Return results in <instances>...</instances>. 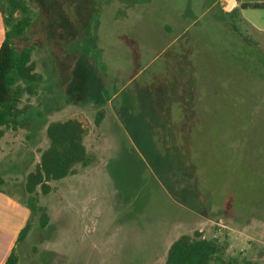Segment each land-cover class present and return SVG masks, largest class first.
<instances>
[{
  "label": "rangeland",
  "instance_id": "374dc122",
  "mask_svg": "<svg viewBox=\"0 0 264 264\" xmlns=\"http://www.w3.org/2000/svg\"><path fill=\"white\" fill-rule=\"evenodd\" d=\"M31 1L43 80L1 141L0 188L26 199L52 121L83 118L97 163L40 195L49 224L18 264H164L196 231L264 263V32L218 0ZM244 17L264 26L263 10Z\"/></svg>",
  "mask_w": 264,
  "mask_h": 264
},
{
  "label": "trees",
  "instance_id": "16d2710c",
  "mask_svg": "<svg viewBox=\"0 0 264 264\" xmlns=\"http://www.w3.org/2000/svg\"><path fill=\"white\" fill-rule=\"evenodd\" d=\"M235 1L240 7L232 11L234 15L246 8L264 10V3L246 4L242 3V0ZM0 15L5 28L4 40L0 46L1 142L9 131H18L25 121L23 116L27 112V107L20 108L19 105L24 96L36 94V86L43 80V76L36 72V64L32 60L34 46L28 35L35 24L32 1L0 0ZM231 28L236 31L233 24ZM243 40L250 42L248 38L243 37ZM110 98L105 90L98 97L102 107L96 113L97 126L105 118L104 106ZM87 134V123L81 117L52 121L46 126L49 146L39 150V162L27 175L24 186L27 197L22 202L29 210V218L6 264L19 263L18 245L27 239L37 218L41 228L48 226L50 220L48 209L39 204V197L52 192L51 182L77 175L78 166L87 168L97 163V159L88 152L85 145ZM3 184L5 179L0 173V185ZM224 252L225 246L219 240L209 239L203 232L196 231L193 234L181 235L171 244L164 264H264L247 259L240 262L236 257L225 256Z\"/></svg>",
  "mask_w": 264,
  "mask_h": 264
},
{
  "label": "crops",
  "instance_id": "0c3cea01",
  "mask_svg": "<svg viewBox=\"0 0 264 264\" xmlns=\"http://www.w3.org/2000/svg\"><path fill=\"white\" fill-rule=\"evenodd\" d=\"M218 3L222 7L224 15L236 18L238 17L239 20L244 19L245 24H248L252 31H255L256 33L264 32V26H261L254 20H249L244 17L245 12L258 9L246 8L238 11L237 15H234L232 11L240 7V4H238L237 1L218 0ZM242 3H264V0H242ZM224 5L226 7H224ZM4 35L5 28L0 15V46L4 40ZM4 139L5 137L2 140ZM0 147L1 152L3 147L1 146V142ZM29 214V210L26 206H24L23 202H20L18 198L10 195L4 189L0 188V264H6L12 250L16 248L17 239L20 232L27 224Z\"/></svg>",
  "mask_w": 264,
  "mask_h": 264
}]
</instances>
